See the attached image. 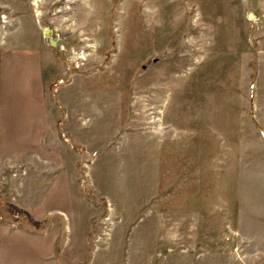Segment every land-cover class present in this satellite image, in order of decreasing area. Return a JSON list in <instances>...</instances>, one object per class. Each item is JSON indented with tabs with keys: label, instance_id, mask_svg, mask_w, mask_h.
Segmentation results:
<instances>
[{
	"label": "rangeland",
	"instance_id": "rangeland-1",
	"mask_svg": "<svg viewBox=\"0 0 264 264\" xmlns=\"http://www.w3.org/2000/svg\"><path fill=\"white\" fill-rule=\"evenodd\" d=\"M54 263L264 264V0H0V264Z\"/></svg>",
	"mask_w": 264,
	"mask_h": 264
},
{
	"label": "crops",
	"instance_id": "crops-1",
	"mask_svg": "<svg viewBox=\"0 0 264 264\" xmlns=\"http://www.w3.org/2000/svg\"><path fill=\"white\" fill-rule=\"evenodd\" d=\"M46 262V261H45ZM55 264V263H54Z\"/></svg>",
	"mask_w": 264,
	"mask_h": 264
},
{
	"label": "bare ground",
	"instance_id": "bare-ground-1",
	"mask_svg": "<svg viewBox=\"0 0 264 264\" xmlns=\"http://www.w3.org/2000/svg\"><path fill=\"white\" fill-rule=\"evenodd\" d=\"M54 44V43H53Z\"/></svg>",
	"mask_w": 264,
	"mask_h": 264
},
{
	"label": "water",
	"instance_id": "water-1",
	"mask_svg": "<svg viewBox=\"0 0 264 264\" xmlns=\"http://www.w3.org/2000/svg\"><path fill=\"white\" fill-rule=\"evenodd\" d=\"M53 44V43H52Z\"/></svg>",
	"mask_w": 264,
	"mask_h": 264
}]
</instances>
